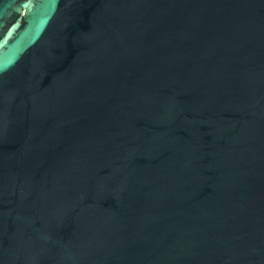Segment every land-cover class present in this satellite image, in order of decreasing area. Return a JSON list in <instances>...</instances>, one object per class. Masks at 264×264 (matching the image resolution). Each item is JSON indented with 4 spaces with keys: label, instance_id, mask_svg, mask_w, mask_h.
<instances>
[{
    "label": "water",
    "instance_id": "1",
    "mask_svg": "<svg viewBox=\"0 0 264 264\" xmlns=\"http://www.w3.org/2000/svg\"><path fill=\"white\" fill-rule=\"evenodd\" d=\"M0 264H264V0H0Z\"/></svg>",
    "mask_w": 264,
    "mask_h": 264
}]
</instances>
